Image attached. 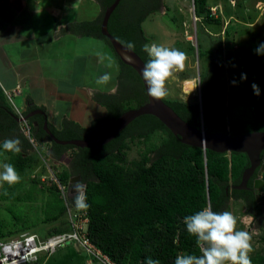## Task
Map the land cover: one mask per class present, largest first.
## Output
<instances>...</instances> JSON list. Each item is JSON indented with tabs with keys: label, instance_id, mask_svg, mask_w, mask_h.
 <instances>
[{
	"label": "trees",
	"instance_id": "16d2710c",
	"mask_svg": "<svg viewBox=\"0 0 264 264\" xmlns=\"http://www.w3.org/2000/svg\"><path fill=\"white\" fill-rule=\"evenodd\" d=\"M95 1L102 9L100 17L92 20H81L77 17L78 21L69 24L63 33L99 38L110 47L120 69L119 90L115 94H104L105 99L102 101L97 96L101 93L96 94V99L107 109L108 115L95 123L92 129L80 128L72 122H66L64 130L57 131L49 125L51 132L64 141L103 135L113 127L120 116L148 101L139 75L120 60L108 39L101 35L103 12L115 0ZM151 1L153 0H121L108 24L109 32L123 45L128 47L132 44L134 47L130 49L136 52L144 63L150 59L144 50L150 40L145 36L142 24L149 14ZM193 2L195 14L201 18L204 15L206 0ZM214 15L208 11L205 17L211 22H219V18ZM219 63L212 58V72L200 81L202 110L199 103L162 99L185 122L196 128H201L203 119L207 133L239 136L253 131L263 132L264 109L261 101L251 104L254 114L252 120L234 118L227 123L225 115L221 112L217 94L221 71ZM127 103L134 105L128 106ZM35 109V106L29 107L24 116L27 117L29 112ZM37 118L38 126L33 125L34 119L28 118L32 137L38 144L44 139L48 140L53 159H61L64 153L70 150L74 152L70 165L56 176L66 188V195L62 194L55 182L47 188L50 193L45 204L46 223L59 221L69 216L70 209H77L75 196L67 195V187L71 177L79 176V184L85 186L84 193L88 205L86 209L78 211L86 212L83 216L88 219L86 238L112 264H146L149 257L159 260L160 264H174L178 255H201L196 237L189 235L186 230L184 218L194 215L206 206L221 212L227 210L231 199L244 200L248 215L253 218L262 217L261 208L257 206L255 195L251 191L242 193L231 190L232 185L238 186L241 183L244 171L250 166L246 154H219L209 150L204 152L201 148L185 145L152 115L136 118L103 147L62 146L53 142L44 131L43 117ZM2 121L9 123L4 131L8 130L9 135L13 133L12 137L19 138L22 142L20 153L7 152L3 150L2 143L0 144V149L8 157V163L14 165L22 179L28 175L36 162L34 147L21 132V124L17 120L13 104L11 105L0 89V125ZM137 138L145 140L141 142L145 144V149L139 159L130 161L127 152L131 150ZM47 158L51 161L49 156ZM11 190L14 192V187ZM29 193L28 200H34L33 192ZM5 196H2V199H5ZM69 222L68 229L52 227L48 235L42 238L71 232L73 224L70 220ZM30 227L31 224L25 223L24 229ZM259 227L264 229L261 221ZM4 236L0 227V240ZM77 247L82 248L78 244ZM91 257L94 264H100L92 255ZM251 260L252 264H264V256L261 254L254 255ZM37 263L40 264L39 260Z\"/></svg>",
	"mask_w": 264,
	"mask_h": 264
},
{
	"label": "rangeland",
	"instance_id": "374dc122",
	"mask_svg": "<svg viewBox=\"0 0 264 264\" xmlns=\"http://www.w3.org/2000/svg\"><path fill=\"white\" fill-rule=\"evenodd\" d=\"M0 1H3L0 2V6L5 7H0L1 45V43H5V40L14 37V28L10 25V21L13 17L19 18L21 15H15V9L6 7V2L9 0ZM44 1L43 5L46 10L43 14H40V11H38L39 14L32 15L28 12L27 16H24L23 20L26 21L24 24L27 26L21 30V34L26 35L34 45L36 41L31 29L37 30L34 31L36 33H40L44 29L46 31L52 27L55 20L57 26L65 24V28L60 25L57 35L55 31H51L50 36L53 40L46 45L38 46L37 49L42 53L37 55L40 61H27L21 66L22 69L27 68L28 72L32 71L35 75H41V80L40 78L38 81L34 80L37 85L41 81L46 84L38 90L35 88L31 92V96L36 102L38 101L39 104L46 107L51 120L54 121V125L58 129L65 128L63 116L73 120V122L69 121L76 125L92 129L95 123L97 124L104 115H107V109L100 104L96 97L99 96L101 101L105 99L103 95L108 94L105 86L111 87V93L119 90L118 61L110 47L102 39L88 36H79L78 38L75 35L63 33L62 30H67L71 23L70 20L75 16V13L73 14L75 10L79 19L92 20L100 17L102 9L95 0H49L50 3L48 0ZM63 1H69L70 4L67 8L58 11L57 8L64 5ZM157 1L153 0L149 3V14L142 24L144 34L150 40L148 46L157 44L177 48L186 52L188 57L183 70H177L167 80L168 95L164 98L201 104L200 81L212 72L210 64L213 58L220 62L218 66L221 71L217 90L221 112L225 115L227 123L234 118L252 120L254 114L251 104H254V101H261L262 108H264V55H257L255 52L258 45L264 43V0H261L263 2H258L259 0H206L204 15L201 18L195 14L193 0ZM14 2L16 4L19 1L14 0ZM208 11L212 14L215 12L214 16L220 21L207 20L205 14ZM61 33L63 34L61 35ZM47 38L50 39L49 36ZM100 52L105 53L101 56L102 59L99 58ZM199 52H201L200 57ZM24 53V56H27V53ZM94 55L99 58L96 59L97 79L106 73L111 76V79L108 83L103 84L104 87L102 84L96 83V89L100 90L101 94L94 95V101L82 103L84 97L72 93L79 90L78 87L81 85L91 82L92 72L88 73L89 67L87 66L94 60ZM11 57L7 53L0 52V76L2 78L9 79L14 76L15 69H12V65H8L9 61L14 64ZM32 57L28 56L27 58ZM69 57L73 59L72 62ZM242 74H245L247 78L242 79ZM42 77H45L44 80ZM49 82L56 85L58 93L64 101H56L48 96L46 87ZM253 84L259 86L260 94L258 96L253 92ZM122 92L124 94L125 90L123 89ZM7 94L12 97L16 108L23 112L24 106L21 104V97L13 91L11 94ZM126 105L133 106L134 103ZM144 141V139L137 138L132 144L131 150L127 152L130 161L139 159L142 150L145 149V144L141 143ZM42 145L37 142L33 145L36 162L27 176L23 177L19 183L11 186L3 183V186L0 187V227L5 234L0 240L1 242L27 235H35L36 242L38 239L47 241L49 238L42 237L47 236L52 227L66 230L70 225V215L59 221L46 223L45 204L50 193L47 188L53 186L54 182L59 185L56 176L70 165L74 152L70 150L61 159H53L50 147L48 150L43 148L48 145V140L46 139ZM8 162L5 152L0 149V171H3L2 165ZM73 178L75 179V176L72 177V180L75 181ZM12 187H14V192L11 190ZM29 192H33L34 200H28L30 196L27 193L30 194ZM69 194L76 195L71 192ZM2 196H5V199H2ZM77 211V209L71 210L70 214L73 215ZM227 211L237 218V230L247 231L251 234L254 251L250 253V256L253 257L256 254L264 256V229L259 227V220L248 215L245 203L241 201L229 202ZM25 223L26 225L31 224V227L24 229ZM44 252L41 251L43 255L40 264H88L89 259H92L84 249L69 243L49 254ZM100 264L105 263L101 262Z\"/></svg>",
	"mask_w": 264,
	"mask_h": 264
},
{
	"label": "clouds",
	"instance_id": "9594fccd",
	"mask_svg": "<svg viewBox=\"0 0 264 264\" xmlns=\"http://www.w3.org/2000/svg\"><path fill=\"white\" fill-rule=\"evenodd\" d=\"M128 47L132 48L134 46L129 44ZM144 50L150 59L142 69V77L148 87L149 95L162 99L168 95L167 80L177 70H183L185 67V62L188 59L187 53L177 48L157 44L146 45ZM255 52L257 55H264V43L259 44ZM246 78V75L242 74V79ZM110 79L111 76L106 73L97 80V83L106 84ZM252 89L257 96L260 94L258 85L253 84ZM26 119L28 121V116ZM201 123L204 124L203 119ZM2 148L7 152L20 153L22 142L19 138H8L2 142ZM2 168L3 171H0V187L3 186V183L11 186L20 182L21 176L14 165L4 163ZM70 180L67 187L69 189L68 196L73 197L69 192L71 187H75V206L77 209H86L88 207L87 197L84 190H82V185L76 180L75 183H70ZM237 222V218L230 211L216 212L212 210L211 206L204 207L203 210L194 215L186 216L184 218L186 230L189 235L196 237L197 245L200 247L202 254L199 256L192 254L178 255L174 264H252L250 256V253L254 251L252 236L247 231L237 230ZM42 255H39V263ZM146 264H160V261L149 257Z\"/></svg>",
	"mask_w": 264,
	"mask_h": 264
},
{
	"label": "water",
	"instance_id": "95a60500",
	"mask_svg": "<svg viewBox=\"0 0 264 264\" xmlns=\"http://www.w3.org/2000/svg\"><path fill=\"white\" fill-rule=\"evenodd\" d=\"M121 0H115L112 5L107 7L102 15L100 31L101 35L108 39L114 52L120 58V60L127 66L133 68L139 75L142 84L144 86L148 101L144 105L127 111L124 113L113 127L105 134L98 137H90L83 140H70L64 141L57 138L49 128V122L46 118V114L43 110H37L35 114H39L45 117L43 122V129L48 137L59 145H73L77 148H100L110 143L117 135L122 132L129 124H131L136 118L152 115L159 119L162 124L172 132L176 137L180 139L185 145L201 148L219 153H242L246 154L250 166L244 171L241 180V186L233 187V189H243L254 173L258 170L257 178L254 181L253 189L256 198V203L261 207L262 217L264 219V204L260 199V191L264 188V180L262 179L264 173V164L262 163V154L264 153V131H253L249 134H243L239 136H232L230 134L223 133H207L204 129V124L201 123V128H196L187 122H185L170 106H168L163 99H157L149 95L148 87L142 77V69L145 65L141 57L129 47L120 43L108 29V24L111 15L119 6ZM200 110L201 104H200ZM202 113V112H201ZM202 115V114H201ZM33 116V114L31 115ZM29 118V116H28ZM18 120V119H17ZM37 126V124L35 125ZM80 178H77V182ZM72 179L70 183H74ZM75 187L70 188L71 193H76ZM82 190L84 186L82 185Z\"/></svg>",
	"mask_w": 264,
	"mask_h": 264
},
{
	"label": "crops",
	"instance_id": "0c3cea01",
	"mask_svg": "<svg viewBox=\"0 0 264 264\" xmlns=\"http://www.w3.org/2000/svg\"><path fill=\"white\" fill-rule=\"evenodd\" d=\"M11 1L9 0L8 2H6V7L9 6V7L15 9V12H16L15 15H19L20 14L21 16L19 18L13 17L11 19L10 25H12V28H14V37L5 40V43H1L0 52H2V54L7 53L10 57H11V54H12L11 59H13V63L14 64H12L11 61H9L8 65H12V69L14 68L15 70L13 71V75L14 76L10 77L9 79H5V78H2L0 76V89L4 92L5 95H6V93H10L11 94V92L13 91V93H15L19 97H21V104L24 106L23 113L29 107L35 106L36 109H41V110H43L45 112L46 118H47L50 126L55 128L57 131H63L64 129L62 130V127H61V129H58L54 125V121L51 120V117H50L46 107L44 105L39 104L38 101L36 102L33 99V97L31 96V92L33 90H35V88H36V90H38V88H42V85H46V84H43L42 81L39 82L38 85H37L36 81H38L39 78L41 80V75L40 74L35 75V74L32 73V71L28 72L27 68L22 69L21 66H23V64L25 62H27V61H29V62H38V61H40L39 58L37 57V55L38 54H42V53H41V50L37 49L38 46H41V45L43 46V45H46V44L50 43V41L53 40V39H51L50 32L51 31H55L56 35H57L60 27L65 28V24H63V25L60 24L61 26L59 25L60 26L59 27V26H57V24H55V23H57V21L55 20V23H53V25H51L52 27L50 29H47L46 31L44 29L40 33H38V32L36 33L34 31H37V30L31 29L33 38L36 41V43H34V45H33L31 43V40L28 39L26 37V35L21 34V32H22L21 30L24 29V27L27 26L26 24H24L26 21L23 20V19H24V16L25 17L27 16L28 12H29V14L32 15V14L38 13V11H40L41 12L40 14H43L45 12V10H46V8L43 5V3L45 1L44 0H16V1H19L16 4H15L14 0H11ZM74 1H76V0H74ZM0 2L2 3L3 1H0ZM258 2H263V1L259 0ZM49 3H50V1H49ZM63 4L64 5H62L59 8H57L58 11L62 10V8H67V6L70 3H69V1L68 2H64L63 1ZM0 7L1 8H5V7H2V6H0ZM74 13H75V16L70 20V22H71L70 24L75 23L76 21H78L77 16H76L77 15V11L75 10L73 12V14ZM51 14H52V11H51ZM14 21H16V22H14ZM57 27H59V28H57ZM62 32H63V30H62ZM62 34L63 33H61V35ZM69 35H73V34L69 33ZM47 36H49L50 39L47 38ZM76 37L79 38V36H76ZM55 38L57 39L59 37H55ZM24 52L27 53V56L26 55L24 56V54H25ZM102 55H104V54L102 52H100V56H99L100 59H102V57H101ZM28 56L29 57L33 56V57L32 58H27ZM99 58L94 55V60L92 61L91 64H88V66H87V67H89V72L88 73L92 72L91 82L89 84H86V85H81L80 87H78L79 90H77V91L72 93V94L82 95L84 97L83 101H81L82 103H88L91 100L94 101V95L101 93L100 90H97L96 86H95V84L97 83V80L99 79V78L97 79V68H98V65H96V59H99ZM69 60H70V62L73 61V59H71V57H69ZM44 78L45 77H42V80H44ZM34 80H36V81H34ZM117 82H119V81L117 80ZM102 87H104L103 84H102ZM105 88H107L105 90H106V93H108V94L109 93L110 94H115L116 93V92H113V93L110 92V91H112L110 89L111 88L110 86H108V87L105 86ZM46 90H47L46 92H47L48 96L51 97L52 99H55L56 101H60V102L64 101V99H62L61 96L59 95L57 87H56V85L53 82H49V84H47ZM102 94H104V93H102ZM217 94H218V90H217ZM74 100L75 101H79L78 99H74ZM11 105H12V103H11ZM13 106H15V105L13 104ZM107 115H108V112H107ZM107 115H104L103 118H105ZM63 119H64L65 123L67 121L68 122H70V121L73 122V120H70L69 118H67V116H63ZM36 122L37 121L34 122V124H33L34 126L37 124ZM8 126H9L8 121H6L5 123L2 121V125H0V127L2 128V129H0V144L5 139L14 138V137H12L13 133H10L12 135H9L8 134L9 133L8 130L4 131L6 128H8ZM78 126L80 128L88 129V127H83L82 125H78ZM45 140L46 139L41 141V145L42 144L44 145ZM43 148L48 150L49 146L45 145ZM42 151H44V150H42ZM44 154H45V152H44ZM51 155H52V153H51ZM64 155H66V153H64ZM52 157H53V155H52ZM238 201H240V200H235L234 201L233 199H231L230 202H238Z\"/></svg>",
	"mask_w": 264,
	"mask_h": 264
},
{
	"label": "built area",
	"instance_id": "2783aa9c",
	"mask_svg": "<svg viewBox=\"0 0 264 264\" xmlns=\"http://www.w3.org/2000/svg\"><path fill=\"white\" fill-rule=\"evenodd\" d=\"M215 13V12H214ZM213 13V14H214ZM6 96L10 103L12 102V97L6 93ZM15 108L19 122L21 124V132L26 138L34 145L35 139L31 134V126L23 112L18 108ZM262 163L264 164V153L262 157ZM264 180V175L262 177ZM58 188L62 191V194L66 195V188L58 181ZM68 195V194H67ZM261 201L264 204V188L260 192ZM70 221L73 224V230L68 233L61 235H55L52 237L46 238L47 241H40L38 238L36 242L35 235L21 236L20 238H15L9 241L0 242V264H38L39 255L41 251L47 252V254L55 251L57 248H60L68 243H73L75 245H80L89 255H92L99 263L103 262L105 264H112L110 260L104 256L100 250H97L93 245L90 244L85 235V228L88 222L87 218L83 216L86 215V212L82 209H77L78 211L73 215L70 214ZM43 254V253H41ZM38 255V256H37ZM88 264H94L93 258L88 261Z\"/></svg>",
	"mask_w": 264,
	"mask_h": 264
},
{
	"label": "flooded vegetation",
	"instance_id": "af4514ba",
	"mask_svg": "<svg viewBox=\"0 0 264 264\" xmlns=\"http://www.w3.org/2000/svg\"><path fill=\"white\" fill-rule=\"evenodd\" d=\"M37 110H39V109H36V110H33V111H31V112H29V114H28V116H29V118L30 119H34L33 121L35 122V121H38V118L37 117H39V116H41V117H43L42 115H39V114H35L34 115V113L37 111ZM41 110V109H40ZM33 114V116H31ZM37 118V119H36ZM254 118V117H253ZM43 119H45V117H43ZM33 122V123H34ZM36 123H38V122H36ZM37 126H38V124H37ZM262 157H263V154H262ZM257 173H258V170L254 173V175L250 178V180L248 181V183H247V185H246V188H243V189H240V190H238V189H233V185L231 186V190H238V191H240V192H242V193H249L250 191L252 192V194H254V189H253V184H254V181H255V179L257 178ZM79 176H75V180L77 181V178H78ZM80 178V177H79ZM79 183V182H78ZM238 186H241V183L238 185ZM235 187H237V186H235ZM255 200H256V198H255ZM235 201V200H234ZM241 202H244L245 204H246V201H244V200H240ZM257 202V201H256ZM262 202V201H261ZM258 206V205H257ZM259 207V206H258ZM261 208V207H260ZM255 220H259V221H261L262 222V224L264 225V219H263V217H259V218H256L255 217Z\"/></svg>",
	"mask_w": 264,
	"mask_h": 264
}]
</instances>
